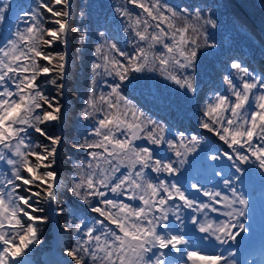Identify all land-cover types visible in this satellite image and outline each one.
<instances>
[{
	"label": "snow or ice",
	"instance_id": "snow-or-ice-1",
	"mask_svg": "<svg viewBox=\"0 0 264 264\" xmlns=\"http://www.w3.org/2000/svg\"><path fill=\"white\" fill-rule=\"evenodd\" d=\"M33 3L0 40V264H33L30 252L53 224L68 242L46 264H253L241 262L230 242L250 231L252 203L241 185L251 169L244 165L264 170V60L256 67L232 55L217 72L219 86L210 80L202 97V60L220 47L211 6L117 0L93 30L92 13L74 12L73 0ZM9 9L0 0V23ZM75 41L95 43L96 60L80 113L86 133L72 144L84 156L68 179L55 129L68 116L62 98ZM146 73L203 99L199 128L227 149L210 148L204 159L231 162L228 173L209 165L226 193L179 179H188L206 139L173 131L125 94L142 76L150 79ZM190 189L207 199L190 197ZM66 193L87 206L83 214L79 206L63 214ZM214 242L227 247L200 250L215 249Z\"/></svg>",
	"mask_w": 264,
	"mask_h": 264
},
{
	"label": "trees",
	"instance_id": "trees-1",
	"mask_svg": "<svg viewBox=\"0 0 264 264\" xmlns=\"http://www.w3.org/2000/svg\"><path fill=\"white\" fill-rule=\"evenodd\" d=\"M224 1L227 4L226 7ZM260 1V4L257 0H221L217 2L220 8L226 9L228 14H230L228 20L231 21L233 27H246L250 31L248 39L243 41H245V43L249 46L248 49H250L253 55L258 56L255 63L257 67H259L260 62L264 60V55H262V45H264V0ZM115 2H117V0H74V12L78 14L81 8L90 11L92 13V29L94 30L96 28L97 18H101L105 14L110 16L112 13L108 11L106 6ZM167 2L173 6L179 5L181 7H185L189 5L198 6V3L206 4L208 2H216V0H167ZM90 4L96 5L97 7L88 9V5ZM100 5H104L105 7H100ZM121 35L123 34L121 33ZM94 49V43L82 46L79 41H75L70 45L72 65L70 68L68 82L70 88L69 94L74 103V107L72 109L73 115L81 111L87 97L90 81L92 78V59L95 55ZM144 75L150 77V79H145L144 76H142L141 80L137 83V86L135 88L131 86L126 87L125 93H128L129 87H131L134 90H139L147 95L154 96L156 97L155 99L159 98L167 101L165 103L169 107L172 106L181 108L179 103L184 100L185 95L183 92L175 94L174 84L165 80L164 77L160 76L158 73H146ZM73 130L74 127L72 116L66 126L67 146L65 147L63 168L65 177L68 176V171L71 172L73 169V164L70 162V160L75 159L77 161L78 159H83L84 156L82 152H72ZM55 133L59 135L56 129ZM67 194L69 193H66V196ZM63 199L65 204V201L68 199L65 196ZM51 227H45L41 235V239L44 241L43 245L45 249L50 248L49 242L52 236Z\"/></svg>",
	"mask_w": 264,
	"mask_h": 264
},
{
	"label": "rangeland",
	"instance_id": "rangeland-1",
	"mask_svg": "<svg viewBox=\"0 0 264 264\" xmlns=\"http://www.w3.org/2000/svg\"><path fill=\"white\" fill-rule=\"evenodd\" d=\"M224 4H225V7L227 6V4H226V2L224 1ZM225 12H227V10L225 9ZM230 16V14H228V12H227V17H229ZM214 32H216V33H218V31H219V29H217V30H213ZM216 64H217V68L220 70L221 69V64L219 63V62H216ZM206 74H208V73H206V72H204V75H206ZM65 106H66V111H67V113H69V109H70V102H68V103H66L65 104ZM78 114H79V112L77 113V114H75V115H72L74 118H76L77 116H78ZM63 128V127H62ZM86 128H87V124H86V122L85 121H83V120H81V119H79L77 122H76V124H75V132H74V136H73V138H72V142L74 143L75 142V140L78 138V137H80V136H82L83 135V133H82V131L83 130H86ZM64 154H65V148H63V151H62V157H63V159H62V163L64 162ZM71 161H72V164H75L76 163V160L75 159H71ZM71 174V172L70 171H68V175H70ZM70 178H71V176H70ZM205 186V185H204ZM213 188H215V187H213ZM195 194H196V197H198L199 199H207L206 197H203L202 195H200V194H197L196 192H195ZM255 197V196H254ZM258 199L259 200H261V197H260V195L258 196ZM250 201H251V199H250ZM215 216H216V214H215ZM217 217H219V216H217ZM186 223H188V221H187V219H186V221H185ZM254 224L257 226V224H256V221H255V216H254ZM258 227V226H257ZM251 229H253V225H251L250 226V231L248 232V233H241V235L239 236V237H237V242H230V243H232L233 244V246H235L236 247V253H237V257H239L240 256V254H241V251L243 250V248H244V246L245 245H247L248 243H251V242H253V240L255 239V237H257V236H259L260 234L258 233V232H253V230H251ZM186 231V230H185ZM261 231V235H264V227H263V230H260ZM200 235H202V234H200ZM56 240H57V243H56V245H59V247H61L62 245H63V239H62V237H59L58 238V236H57V239H55V242H56ZM204 243H205V245H207L208 243H209V241H204ZM214 243H216V246L218 245V242H214ZM237 244H239V247H237ZM56 245H55V248H56ZM208 250H210V251H213L214 249H210V248H207ZM57 251V254H58V256H59V251H58V249L56 250ZM57 256V257H58ZM53 259H51V256H45V261L47 262V261H52Z\"/></svg>",
	"mask_w": 264,
	"mask_h": 264
}]
</instances>
